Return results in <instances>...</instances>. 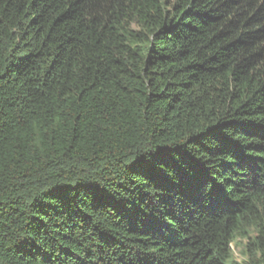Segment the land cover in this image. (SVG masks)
<instances>
[{
  "label": "trees",
  "instance_id": "trees-1",
  "mask_svg": "<svg viewBox=\"0 0 264 264\" xmlns=\"http://www.w3.org/2000/svg\"><path fill=\"white\" fill-rule=\"evenodd\" d=\"M264 264V0H0V264Z\"/></svg>",
  "mask_w": 264,
  "mask_h": 264
},
{
  "label": "rangeland",
  "instance_id": "rangeland-1",
  "mask_svg": "<svg viewBox=\"0 0 264 264\" xmlns=\"http://www.w3.org/2000/svg\"><path fill=\"white\" fill-rule=\"evenodd\" d=\"M247 242V239H238L231 245V258L227 264H250L245 250Z\"/></svg>",
  "mask_w": 264,
  "mask_h": 264
}]
</instances>
